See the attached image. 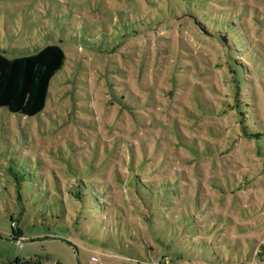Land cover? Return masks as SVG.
Segmentation results:
<instances>
[{
    "label": "rangeland",
    "instance_id": "1",
    "mask_svg": "<svg viewBox=\"0 0 264 264\" xmlns=\"http://www.w3.org/2000/svg\"><path fill=\"white\" fill-rule=\"evenodd\" d=\"M234 1L264 51V0ZM154 2L0 0L1 52L56 43L65 55L39 113L0 107V264H264V143L245 136L235 107L247 100L254 130L264 92L236 88L225 47L191 13ZM172 171L193 198L176 254L153 236L159 206L139 191ZM81 182L105 184L104 211L71 194ZM178 198L165 210L177 212Z\"/></svg>",
    "mask_w": 264,
    "mask_h": 264
},
{
    "label": "trees",
    "instance_id": "2",
    "mask_svg": "<svg viewBox=\"0 0 264 264\" xmlns=\"http://www.w3.org/2000/svg\"><path fill=\"white\" fill-rule=\"evenodd\" d=\"M145 1L155 3L154 0ZM157 1L160 5L161 12L168 10L170 12L185 11L184 13H191V17L201 27L206 29L207 32H211V35L221 42L227 51L230 59V67L235 74L236 88H243L247 81L250 84L252 97L255 100L258 99L256 90L257 83L264 92V51L261 49L263 45L260 42L254 41L253 43L244 34L245 28L243 27L244 22L241 21V16L245 17L247 10L243 9V6L239 7L234 0H227L234 1V4H231L230 8H219V6L213 7L210 4L207 5V0ZM196 9L199 11H195ZM249 12L252 13V11ZM255 14L254 12V16ZM238 57H244L246 61L250 62L247 68L239 61ZM64 58L65 55L62 47L56 43H48L34 53L16 57H8L0 51V107H5L11 113L24 116H32L39 113L45 106L51 78L62 67ZM246 74L249 76L244 77ZM246 101L239 100L235 105L241 116L240 121L242 123L243 133L246 137L256 140L259 146H262L264 143L263 117L255 102L253 119L255 128L254 130L250 129L247 116V107L249 104ZM261 151L264 153V148ZM141 171L140 168H136L135 176L137 177ZM145 177L148 178L150 176ZM183 179L184 176L172 171L166 174V176H163L159 182L139 188V191L146 196L150 205L152 203L153 205L159 206L153 214L159 217L161 226L160 224L153 225L151 232L155 239L166 243L167 248L164 250V253L167 252L168 254H176L175 252H177L178 246L180 250H184L187 247V245L177 243V246L173 248L175 240L179 238L176 226L180 225V223L190 224L189 217L185 215L184 210L190 213L188 205L192 202L193 198L188 189L181 192L180 188L176 187L177 185L172 186L170 181L172 180L173 184H176V181ZM219 187L223 189V186ZM185 188H189V184ZM104 190L105 184L98 185L94 182H81L74 185L73 189L71 190L70 188L69 191L76 199L80 200L81 204L92 205L95 209L104 211L105 207L102 202V199L106 197ZM173 197H179L178 210L177 212L166 211L165 208H168V205L172 204L171 199ZM198 200L199 198L196 196L194 198L195 202L190 206V209L197 210ZM199 204L201 205V203ZM105 216L109 219L112 218V214L109 212H106ZM209 219H212L214 222H226V219L219 221L218 216L211 214L206 218V220ZM11 224L12 226H16L13 220ZM191 225L193 224L191 223ZM105 226L110 229L112 225L107 223ZM113 229L116 230L115 228ZM203 229L208 230V234L212 232L208 225H204ZM197 242L203 244L206 241L204 238H198ZM212 252L216 257L218 256L216 250ZM246 255H250V252ZM163 257H165L164 254ZM23 261L20 264H30L28 260ZM35 262L32 264H35ZM165 262L167 261H164L162 258L156 264H165Z\"/></svg>",
    "mask_w": 264,
    "mask_h": 264
},
{
    "label": "built area",
    "instance_id": "3",
    "mask_svg": "<svg viewBox=\"0 0 264 264\" xmlns=\"http://www.w3.org/2000/svg\"><path fill=\"white\" fill-rule=\"evenodd\" d=\"M93 261H95V262H98V260H97V258L96 257H94V256H92V258H91ZM100 264V263H99Z\"/></svg>",
    "mask_w": 264,
    "mask_h": 264
}]
</instances>
